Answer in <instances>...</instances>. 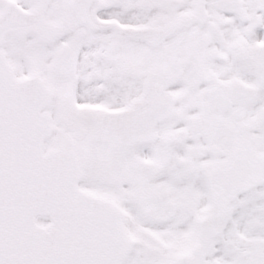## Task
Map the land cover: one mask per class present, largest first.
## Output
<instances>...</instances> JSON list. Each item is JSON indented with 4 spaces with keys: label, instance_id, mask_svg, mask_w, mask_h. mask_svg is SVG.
Masks as SVG:
<instances>
[{
    "label": "snow or ice",
    "instance_id": "obj_1",
    "mask_svg": "<svg viewBox=\"0 0 264 264\" xmlns=\"http://www.w3.org/2000/svg\"><path fill=\"white\" fill-rule=\"evenodd\" d=\"M0 264H264V0H0Z\"/></svg>",
    "mask_w": 264,
    "mask_h": 264
}]
</instances>
